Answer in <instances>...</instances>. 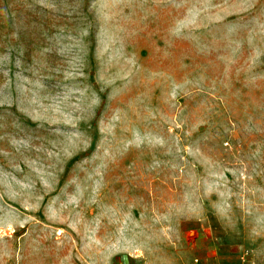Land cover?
<instances>
[{
    "label": "rangeland",
    "instance_id": "374dc122",
    "mask_svg": "<svg viewBox=\"0 0 264 264\" xmlns=\"http://www.w3.org/2000/svg\"><path fill=\"white\" fill-rule=\"evenodd\" d=\"M211 248L264 264V0H0V264Z\"/></svg>",
    "mask_w": 264,
    "mask_h": 264
},
{
    "label": "crops",
    "instance_id": "0c3cea01",
    "mask_svg": "<svg viewBox=\"0 0 264 264\" xmlns=\"http://www.w3.org/2000/svg\"><path fill=\"white\" fill-rule=\"evenodd\" d=\"M200 264H239V262L238 257H228L226 259L223 254H219L218 251L211 248L210 250H206V253H202Z\"/></svg>",
    "mask_w": 264,
    "mask_h": 264
},
{
    "label": "built area",
    "instance_id": "2783aa9c",
    "mask_svg": "<svg viewBox=\"0 0 264 264\" xmlns=\"http://www.w3.org/2000/svg\"><path fill=\"white\" fill-rule=\"evenodd\" d=\"M246 254H248V252H246Z\"/></svg>",
    "mask_w": 264,
    "mask_h": 264
}]
</instances>
